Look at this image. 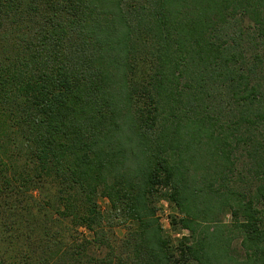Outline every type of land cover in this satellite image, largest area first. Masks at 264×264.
<instances>
[{"label":"trees","instance_id":"obj_1","mask_svg":"<svg viewBox=\"0 0 264 264\" xmlns=\"http://www.w3.org/2000/svg\"><path fill=\"white\" fill-rule=\"evenodd\" d=\"M0 264H264V0H0Z\"/></svg>","mask_w":264,"mask_h":264},{"label":"rangeland","instance_id":"obj_2","mask_svg":"<svg viewBox=\"0 0 264 264\" xmlns=\"http://www.w3.org/2000/svg\"><path fill=\"white\" fill-rule=\"evenodd\" d=\"M98 201H99V205H100L101 209L105 210L107 207L106 200L103 198H99ZM160 207H161V209L159 212L161 215V223H162L165 231L167 232V234H170L173 237H178L179 235L170 229L168 218H167V215L174 211L173 208L168 204L167 201H164V200L160 202ZM225 218L227 220H229V215H227ZM124 232H125V229L122 227H115L114 228V234L117 238H119V237L121 238L124 235Z\"/></svg>","mask_w":264,"mask_h":264}]
</instances>
